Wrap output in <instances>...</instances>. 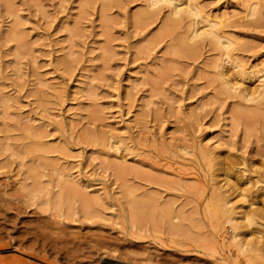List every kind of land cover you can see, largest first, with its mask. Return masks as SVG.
<instances>
[{
  "label": "rangeland",
  "instance_id": "374dc122",
  "mask_svg": "<svg viewBox=\"0 0 264 264\" xmlns=\"http://www.w3.org/2000/svg\"><path fill=\"white\" fill-rule=\"evenodd\" d=\"M196 1L241 66L166 3L0 0V264H264V0Z\"/></svg>",
  "mask_w": 264,
  "mask_h": 264
},
{
  "label": "bare ground",
  "instance_id": "6f19581e",
  "mask_svg": "<svg viewBox=\"0 0 264 264\" xmlns=\"http://www.w3.org/2000/svg\"><path fill=\"white\" fill-rule=\"evenodd\" d=\"M112 1L113 0H103L104 7L108 8L109 5L112 3ZM146 1H147L148 6H147V11H145L144 14H147V15L153 14L156 11V8L162 7L163 3H166L169 5L170 15L167 17V19L165 20L163 24L164 25L163 30L164 28L165 29L173 28L176 24H178V22H180V20L184 18H190L191 20L190 32L188 33V35L186 34V38L185 37L181 38V39L183 38L187 39V40L183 39L185 41L182 40V42L180 41L181 44L183 43L184 45H187L188 47L195 46L198 42L197 37L209 38V40L213 44L221 48V51H222L221 54L223 55V57L217 61L218 63L216 62L218 69L221 67H224L226 62H231V65L233 68L236 66L242 65L241 62L237 60L238 59L237 57L236 58L233 57L234 53L232 54V52L229 50L230 46H232L234 42L232 39H230V37H228V34L223 29V26L225 25V20H223L222 18H211L209 15L204 13L202 7L196 0H146ZM250 13L253 14L254 16L255 15L257 16L256 20L261 19L259 17V15L261 14V9L259 6L257 7V3L251 7ZM200 23H204V26L202 27L198 26ZM180 42L178 41L179 44ZM218 73H219L218 75L219 79L221 80L222 85L224 86L226 90H235L238 87H242L244 89L242 90V94L244 98H252L250 94L258 92L259 94H257V96H253V98L260 97L261 98L260 101H262V99L264 101V91H263L264 90V73L259 75L258 78L260 81L257 87L252 91V93L246 90L247 87L245 86L246 83L244 82L245 78H243L241 81L236 78L235 79L227 78L226 76L227 71L224 72L222 69H220ZM241 73L243 75L248 74L244 71V69L241 71ZM247 77L249 76L247 75ZM238 85H241V86H238ZM244 113H246V111H244ZM225 204H228V203H225Z\"/></svg>",
  "mask_w": 264,
  "mask_h": 264
},
{
  "label": "crops",
  "instance_id": "0c3cea01",
  "mask_svg": "<svg viewBox=\"0 0 264 264\" xmlns=\"http://www.w3.org/2000/svg\"><path fill=\"white\" fill-rule=\"evenodd\" d=\"M98 264H116L115 259L113 258H107L102 259Z\"/></svg>",
  "mask_w": 264,
  "mask_h": 264
}]
</instances>
